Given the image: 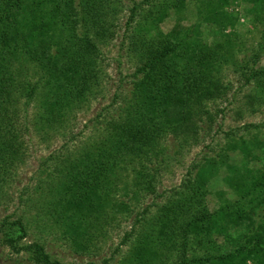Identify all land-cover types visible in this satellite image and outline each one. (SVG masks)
<instances>
[{
    "label": "trees",
    "instance_id": "16d2710c",
    "mask_svg": "<svg viewBox=\"0 0 264 264\" xmlns=\"http://www.w3.org/2000/svg\"><path fill=\"white\" fill-rule=\"evenodd\" d=\"M191 1L0 0V187L24 161L30 128L62 131L103 92L104 47L117 37L128 3L133 5L126 28L136 60L130 86L96 117L85 151L66 156L69 167L43 181L51 197L43 199L46 219H31L37 229L57 230L78 253L91 254L109 225L135 212L146 196H160L167 143L181 138L185 145L198 144L204 125L216 123L219 109L211 105L228 101L233 91L223 77L226 67L251 90L250 103L264 104V29L250 55L238 48L237 35L204 37L205 25L237 21L211 3L198 21L164 31L162 25ZM245 1L254 21L264 24V0ZM245 129L228 134L222 153L192 166L165 202L137 213L120 244L130 246L128 264H264V165L258 166L264 142L245 136ZM221 175L234 195L212 206L211 185ZM31 220L0 226L16 264L111 263H66L43 240L24 242Z\"/></svg>",
    "mask_w": 264,
    "mask_h": 264
},
{
    "label": "rangeland",
    "instance_id": "374dc122",
    "mask_svg": "<svg viewBox=\"0 0 264 264\" xmlns=\"http://www.w3.org/2000/svg\"><path fill=\"white\" fill-rule=\"evenodd\" d=\"M211 3L220 4V7L215 10L216 12L224 10L227 16H234L237 21L234 26L227 25L225 22L220 23V19L218 20L221 24L220 27L217 23L205 25L203 27L204 37L211 39L220 32L225 35H237L238 48L245 50L247 55L252 54L261 40L264 24L254 21L253 16L247 12L250 4L245 0H192L187 11L179 16L173 15L162 25L164 31L170 30L178 22L187 26L198 21L200 15H207L206 7ZM128 5L117 21L120 26L117 37L104 47L105 81L103 92L99 93L97 98L85 105L82 110L75 113L70 123L62 131H37L33 127L30 128L26 135L27 148L24 161L13 168L8 176L9 182L5 184V187H0V226L4 222L11 223L21 217L29 221L35 217L36 222H45L46 217L41 211L47 204L43 199L47 197L50 200L51 197L48 193L50 188L43 181L51 182L50 174L56 176L61 169L65 171L66 167H69V162H65L64 159L66 156L74 158L85 151L86 146L90 145L88 138L94 133L96 117L106 113V108L113 104L116 94L117 96L122 92L125 94L129 88L136 60L129 45L126 29L130 16L129 8L133 6L131 2ZM212 16L213 19L217 18L214 14ZM244 55L245 53H241V57ZM260 64L264 66V54ZM223 77L226 82L232 83L233 91L228 101H219L211 105L214 112L219 109L216 123L214 122L211 129L208 123L204 125V131H202L198 144L185 145L181 138L179 140L172 138L167 143L168 155L158 184L160 196H146L142 203L137 205L135 212L121 216L119 221L109 225L90 246L91 254L78 253L73 244L57 230L37 229V225L33 224L32 220L33 228L24 242H32L35 239L43 240L54 256L66 263H80L89 260L98 262L108 258L111 260L110 264H128L126 258L130 246L129 244L122 246L120 244L125 234L133 228L137 213L143 212L147 206H152V204L165 202L173 190L182 184L192 166L205 158L215 157L222 153L229 141L228 134L239 136L246 131L245 126L247 125L249 132L245 136L248 135L251 138L257 136L260 141L264 142V104L260 106L256 102L250 103L247 95L251 94V90L241 86L242 79L239 74L234 72L232 66L226 67ZM117 100L119 103L123 102L121 98ZM111 110H114V107ZM53 156L54 159L49 161ZM60 156L63 157V161L58 159ZM47 159L49 160L46 162ZM263 165L264 152L260 151L258 166L261 168ZM40 186L41 190H38ZM211 190L210 203L212 206L215 203H222L226 198H231L234 195L228 183L224 181L223 175L218 176L212 182ZM150 210L153 213L155 207ZM152 213L145 216L151 219ZM1 236L0 232V264H16L18 257L9 247L3 245Z\"/></svg>",
    "mask_w": 264,
    "mask_h": 264
}]
</instances>
